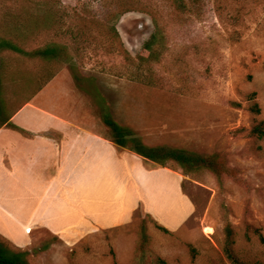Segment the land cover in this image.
<instances>
[{
    "label": "rangeland",
    "instance_id": "374dc122",
    "mask_svg": "<svg viewBox=\"0 0 264 264\" xmlns=\"http://www.w3.org/2000/svg\"><path fill=\"white\" fill-rule=\"evenodd\" d=\"M177 4L0 0V37L23 50L0 49V123L48 88L61 95L77 123L86 114L92 130L108 139L104 113L146 146L219 156L217 176L166 168L190 207L175 234L159 230L141 208L127 225L72 235H26L0 217V228L14 240L29 236L19 248L0 235L11 249L27 252V264H234L224 252L230 235L239 264H264V139L249 135L255 120L264 123V0ZM154 35L156 63H139ZM49 46L57 48L53 62L31 54ZM147 69L155 86L135 80ZM254 103L258 116L250 112ZM117 162L120 180L125 169ZM152 187L155 207L170 225L182 215L175 184L160 171Z\"/></svg>",
    "mask_w": 264,
    "mask_h": 264
},
{
    "label": "crops",
    "instance_id": "0c3cea01",
    "mask_svg": "<svg viewBox=\"0 0 264 264\" xmlns=\"http://www.w3.org/2000/svg\"><path fill=\"white\" fill-rule=\"evenodd\" d=\"M64 102L60 94L45 88L0 123V217L26 235L34 230L72 235L127 225L141 208L168 233L179 231L190 207L177 180L166 168L150 166L154 163L93 131L86 114L83 124L77 123L75 112ZM118 160L125 169L120 180ZM160 171L171 177L182 205V215L170 225V217L155 207L152 181ZM3 229L0 235L8 241L19 248L27 245L29 236L14 240Z\"/></svg>",
    "mask_w": 264,
    "mask_h": 264
},
{
    "label": "trees",
    "instance_id": "16d2710c",
    "mask_svg": "<svg viewBox=\"0 0 264 264\" xmlns=\"http://www.w3.org/2000/svg\"><path fill=\"white\" fill-rule=\"evenodd\" d=\"M179 2L177 4V9L183 7V0H176ZM155 20V27H157V32H159V28L157 25V21ZM114 31V30H113ZM153 39H156V35H154L150 41L146 42L143 47V53L139 55V63H156L155 53L153 50ZM0 49L10 50L18 53H22L23 50L19 48L12 41L5 40L4 37H0ZM2 50H0L1 52ZM56 46H49L44 49L35 50L32 52V55L36 57H40L47 62H53L56 60ZM126 59V58H125ZM129 64H134V60L131 58L126 59ZM148 70V69H147ZM150 69L148 70V74L141 75L139 74L136 81L148 86H155L156 83L152 80V73H150ZM250 112L254 116H258L260 114V109L257 104H253L250 107ZM102 123L105 127L108 128L110 132L109 141L113 143L115 146L119 148L126 149L130 152L135 153L136 155L142 157L143 159L150 161L154 164H157L159 167L168 168L174 172H180L183 175H191L196 172L207 170L213 173L215 176L220 174L218 165L216 163L218 159V154L210 155V156H201L183 149H176L166 146H157V147H149L143 144L138 137L134 135V133L125 127L118 125L109 114L104 113L102 115ZM249 135L255 137L259 140L264 139V123L262 121L257 122L254 121L253 126L249 131ZM146 218H149L148 216ZM151 220V219H150ZM152 221V220H151ZM153 222V221H152ZM158 229L163 231L164 233H168L167 230L158 226ZM232 237H228V241L226 242V248L224 249L226 257L231 260L234 264H239L232 252ZM139 250L143 249L142 243L138 245ZM141 252V251H140ZM26 251L13 250L3 242H0V264H27L25 262ZM159 264H166L164 260H158Z\"/></svg>",
    "mask_w": 264,
    "mask_h": 264
},
{
    "label": "built area",
    "instance_id": "2783aa9c",
    "mask_svg": "<svg viewBox=\"0 0 264 264\" xmlns=\"http://www.w3.org/2000/svg\"><path fill=\"white\" fill-rule=\"evenodd\" d=\"M28 232V231H27Z\"/></svg>",
    "mask_w": 264,
    "mask_h": 264
}]
</instances>
